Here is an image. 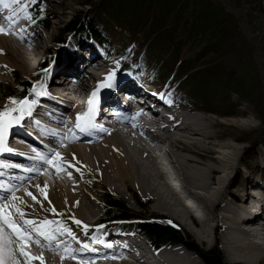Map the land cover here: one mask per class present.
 <instances>
[{"label":"bare ground","instance_id":"1","mask_svg":"<svg viewBox=\"0 0 264 264\" xmlns=\"http://www.w3.org/2000/svg\"><path fill=\"white\" fill-rule=\"evenodd\" d=\"M55 1L47 0L49 6ZM5 4L11 10L15 7L14 2H0V27L4 29V32H0V79L4 80L14 73L25 78L38 67L39 64H33L35 58L41 57V52L51 51L55 38L53 35L48 36V30L45 33L34 29V21L31 26L24 25L22 7L7 12L9 8H5ZM65 16L62 14L57 17L56 28ZM69 39L72 45L75 44L73 48L79 45L82 48L76 51L73 49L71 53L61 52L54 65L47 71L44 70L41 80H45L46 85L50 81V84L43 92L38 91V103L21 107L19 113L22 114L15 122H10L7 118L2 121L0 119V152L17 157L15 161L5 165L7 173L14 169V174L23 175L22 166H32L31 172L43 171L24 177L21 185L9 191L8 202L0 200L2 216L12 213L10 207L18 208L19 212L23 208L31 211L34 222L28 225V229L20 226L27 237L24 245L29 246L30 243L36 247L38 244L48 249L46 253L53 251L55 259L49 258L50 264H63L62 257L67 261L64 264H143L142 256L147 253L143 240H130L134 242L130 248L122 246L118 251V246L108 243L113 241L117 230L110 231L111 233H105V228L100 230L97 232L100 236L98 241L90 235V228L95 223L93 215L98 206L97 198L93 193H87L86 197L76 189L73 182L86 190L87 187L83 184L89 178L99 176L102 184L112 191L121 195L122 192H129L135 201L137 197L148 203L151 212L178 221L208 248H219L224 264H264V225L259 223L262 219L255 217L256 213L252 215L250 212L255 199L260 198L258 195L253 200L248 197V188L259 190L264 195L262 153H254V157L261 158L259 162L253 166L245 165V151L242 147L225 142L226 138L219 133L221 125L226 124L223 123L225 120H221L225 119L222 117L226 113L202 110V107L197 108L192 106L195 104L185 101L189 105L170 102L169 95L146 81L147 76L143 72H135L137 79L134 82L129 81V76L115 78V71L109 68L107 54L94 53L92 44L99 51L103 48L98 47L96 40L76 42L71 37ZM80 41L83 42L79 43ZM77 51L81 55H77ZM84 61L88 64L87 67H84ZM109 73L113 74L111 86L98 89L97 101L98 95H102L107 89L110 94H116L124 88L132 93L142 92L147 98L152 94L154 107L148 108V115L132 112V122L116 128L108 136L102 134L90 139L85 134L79 137L76 129L85 128L90 120L88 100L98 85L107 83ZM61 74H71L80 79L75 91L80 102L74 103L72 107H68L63 100L69 94H65L53 82ZM74 95L70 96L74 98ZM111 98L108 96L106 99ZM28 113L32 114L31 118ZM238 115L243 116L242 113ZM77 116L81 117L80 121H77ZM37 119L53 123L51 125L54 127L35 130L32 120ZM14 132L22 134L21 142H24V138L29 139V134L33 132L44 134L46 138L29 147L22 145L20 141L15 144L6 143V138ZM47 140L56 145L49 147ZM6 147L15 152L7 151ZM52 154L54 155L49 164H41ZM29 155L34 157H27ZM238 177L242 184L233 190L232 183H236L237 180L234 181ZM12 180L16 181L14 178ZM262 204L264 205V197ZM59 214H69L70 222L77 230L68 238L64 236L69 233L70 227L61 228L58 233H54L57 224L53 217ZM243 216H251L253 221L241 228L244 224ZM77 220L81 223L77 224ZM44 221L51 223L44 225ZM13 222L20 224V220ZM0 230L3 231L2 228ZM51 232L52 238L44 237ZM13 239L19 243L17 239ZM18 243H10L0 254L2 264H13V261L21 264L11 250L15 247V251L21 254ZM87 243L97 244L91 245V249L101 252L79 253V244ZM158 259L163 264H206L198 252H190L187 246L161 251Z\"/></svg>","mask_w":264,"mask_h":264},{"label":"rangeland","instance_id":"2","mask_svg":"<svg viewBox=\"0 0 264 264\" xmlns=\"http://www.w3.org/2000/svg\"><path fill=\"white\" fill-rule=\"evenodd\" d=\"M5 1L9 3H12V2L15 3L14 5L15 7L12 8L13 10H15L16 8L18 9L22 7L23 8L22 14L24 13L25 15L24 16L25 20L23 21V24L31 26L30 24L33 23V20H32L31 15L28 13V9H29L28 7L29 5L34 4L35 0H5ZM78 1L79 0H62L61 2V0H56L55 2H53L52 5L49 6L45 0H41V4L43 5L42 10L43 11L48 10L50 14L52 15V19L48 22V29H46L48 30V33H49L48 36L53 35V38H55L56 41L55 40L53 41L50 52L48 53L41 52V57L39 56V58H35V61L38 63L34 61L33 64L35 63L36 66L38 64L39 65L38 67H36V70H34L32 74H30L29 76L25 78H21L20 76L14 73L15 75L14 74L8 75L6 76V79L4 80L0 79V84L8 85V87H11V89L13 90V89H17L18 87L17 82H24V81L31 82V84L33 83V85H35V87H33L32 89V93H33L34 98L37 99L38 91L41 90L40 92H43L45 88L41 89L40 87L36 89V87H38L36 83V79H37L36 77L40 74L42 75V72L43 73L45 72L43 70H46V69L48 70L52 65H54V62L59 57L58 55H60L61 52L71 53L73 49H75L74 51H76L82 48L80 45L78 47L75 46L73 48L75 44L73 43L72 45V41L69 39L72 33L71 32L65 33V28L74 20H77V22H79L80 20L85 18L90 12L93 13V14L91 13L90 17L92 16L93 21L100 25V29L103 35L107 38L108 42L111 43V44L105 45L102 48V51H99L96 45L92 44V46L94 47V53L96 55L97 53L99 55L100 52L107 54L106 59L108 61V64L110 65L109 68H113V70L115 71L114 75L116 76H117L116 70L119 68L121 63H125L124 61L131 63L133 65V68L139 67L141 64V67L139 68L140 70L143 71L142 62L140 61V60H143L142 59L143 58L142 48L145 44L143 43V39H141L140 41L134 40L132 43L129 44L126 50H122V49L119 50L120 48L118 46L120 45V43L125 41V39L120 38V35H117L115 31L109 32L108 30L109 28L103 25L102 18L99 12L101 11V8H102L100 1L95 0L94 3H92L93 5L92 7L88 5L85 6V5L78 4ZM213 1H216L224 5L231 14L235 15V21H234L235 27L233 30L234 32L232 31V34L230 33V35H228V40L226 39L225 43L227 44L224 47V50L226 51L225 57L223 59H220L216 64L217 65L216 70H215L216 75L214 76L215 80L213 79L214 81L212 83L214 87L213 88L214 91H212V96L210 98V104L205 105L201 102H198L194 97L186 94V92L182 93L179 89L176 88L177 86H175L176 82H179V78H180L179 71L177 73L175 72L178 62L179 63L181 62L183 65V62H185L188 59L187 58L188 56L186 55L187 54L186 49H184L181 54L182 55L181 57L183 58L179 59L178 62H175L171 73L166 75L164 79L163 77L161 78L160 76V74H163V72L159 71L157 68L154 72H151L150 70L148 71V73L146 74L147 76L146 81H150V83L153 84L156 88H158V90L162 91V93L169 95L170 102L174 101V102H178L182 104H186V103L195 104L192 106H196L197 108L202 107L200 108L202 110L226 113L227 115L222 117L225 119H221V120H225L223 121V123H226V124L221 125V127L219 128V133L224 138H226L227 141L225 142H231L236 147H239V148L242 147V149L245 151V154H244L245 165L253 166V164L259 162L258 160H261L260 157H256V156L254 157V155L257 152L262 153L263 155L262 160L264 161V122L261 120V115L264 113V12L259 13L257 11H253L252 10L253 4L250 3L249 0H213ZM237 1H238V4H237ZM254 1H258V2L260 1V4L264 9V0H254ZM234 6H236L237 8L235 9ZM13 10L9 8L7 9V12L8 11L11 12ZM62 14H65L66 16L64 20L61 22V24L57 25V28H56L55 22H57V17L62 16ZM33 28L39 29L42 32H45V29L39 26H34ZM111 32H112V35H111ZM81 42L83 41H80L79 43ZM37 53L39 54L40 52H37ZM75 53L77 54L78 51ZM125 53H128V54L125 55ZM49 58L50 59L52 58L53 61H49L48 60ZM40 68H42L41 71H40ZM85 69L88 70L87 68ZM57 70L59 71V69ZM122 75H126V74H122ZM242 77H244V81L245 83H247V86L249 88L252 87V91H254L253 93L255 96L254 98L258 99L259 104L257 105L258 108L256 109L253 108L248 98H244V96L240 97L236 94L237 88L235 84L239 79L242 80ZM60 86L61 85L58 84V88L62 89L63 86L61 87ZM184 101L186 103H184ZM189 104H186V105H189ZM20 107H21L20 105L18 106V104H13L11 102V97H9V95L5 96V95L0 94V113H4L7 110V114L3 117H0L1 121L4 118H7L10 122L17 121V119L22 114V113H19ZM15 111L16 113H14ZM12 112L14 113L13 115H12ZM238 113H242L243 116L239 117ZM14 115H17L18 117L16 120H13ZM246 174L248 175V173ZM242 175L243 174H241L240 176L242 177ZM241 180L243 181V177ZM234 182L236 183H232L234 185L233 190L237 189V187H239L242 184L239 177L238 179H235ZM73 184H75L76 189H78L79 192L84 193L86 197H88L87 193H93L94 196L97 198L98 206L96 207L95 213L93 215L94 216L93 220L95 219L94 220L95 223L91 226L92 228H90V231L92 230V233H96L101 230L100 228H95L96 221L99 220L100 218L105 217V213H104L105 202L104 201L106 200V197H110L112 200L118 201L121 204H123L132 214L139 216L138 219H140L141 221L142 220L154 221L157 219V217H159L158 219H161L160 221L162 223L163 222L165 224L168 223L172 226L179 228L185 240L187 242H191L195 244L200 250L209 251L211 249L212 250L214 249V248H208L203 242H200L199 240H197L196 237L190 234L187 230H185L178 221L173 220L169 217H164L162 215L151 212L149 209L150 207L149 204L146 203L144 200H141L136 197V201H135L133 197L130 195V193L127 191L122 192V195L117 192L112 191L111 189H109L108 186H105L102 184L99 176H96L93 179L89 178L85 182V184H83L84 186L87 187L86 190H84L83 186L78 185V183L76 182H73ZM10 208H11V211L12 210L14 211V212L12 211V213L10 212L9 214V216L11 215L10 218H12L13 221H17V219L19 220L25 217V218H29L30 221L34 222V220L32 219L34 217L30 210L24 209V208L21 209L22 211L20 212L23 213V215H21V213L18 211V208L16 207H10ZM2 214L3 213H1L0 215L2 216ZM53 220L56 224H60L62 228L70 227L69 233H76L77 230L73 228L70 222L71 219H70L69 214L56 215V217L55 216L53 217ZM169 221H171V223H169ZM134 223L135 222L133 221L129 222V224H132V225ZM108 225H109L107 226L108 229L104 230L105 233L106 232L111 233L110 231L117 230V228H115L114 226L115 224L109 223ZM110 226L112 228H110ZM52 233L53 232L45 235L44 237L52 238L53 236ZM2 236H4L3 231H0V237ZM2 242L4 243L5 248L10 243H13V241L4 240V239ZM28 245L29 246L23 244V246L21 245V247H25L23 249L28 252L29 256L36 257V254H37L38 257H42V260L41 259H35V260L28 259L27 257H24V255L18 254L17 251H15V247H12L11 249L12 254L17 258L18 261H20L21 264H42V262L43 264H50L48 259L49 258L55 259V256L52 253L53 251L50 250L49 251L50 254H49V253H46L48 249H45L44 247L38 244L36 245V247L30 243ZM179 246H187V245L182 244ZM21 247L19 246V248ZM173 247H176V246H173ZM217 251L219 252V248H217ZM50 255H53V257ZM61 260L63 264L67 262L65 259L61 258ZM59 264L61 263L59 262Z\"/></svg>","mask_w":264,"mask_h":264},{"label":"trees","instance_id":"3","mask_svg":"<svg viewBox=\"0 0 264 264\" xmlns=\"http://www.w3.org/2000/svg\"><path fill=\"white\" fill-rule=\"evenodd\" d=\"M94 1L79 0L78 4L92 7ZM96 1H100L102 5L99 12L103 25L109 28V32L115 31L120 38L125 39L118 46L119 50H126L134 40L143 39L145 43L142 48L143 60H140L143 71L139 68L141 64L133 68V65L126 61L121 63L122 70L147 74L149 70L154 72L158 68L163 72L160 76L164 79L171 73L175 62L183 58L181 54L186 49L188 59H185L186 63L183 62V65L178 62L175 72L179 71L180 83L176 82L175 86L198 102L210 104L212 91H214L212 83L215 80L216 64L225 57L224 47L227 44L225 42L235 27V15L231 14L224 5L213 0ZM249 1L253 4V11L264 12L260 1ZM28 8L36 25L45 30L48 29V22L52 19L50 12L43 11V5L38 1H34V4L29 5ZM234 8L237 7L234 6ZM91 13H87L89 17L86 16L79 22L77 20L71 22L65 28V33L71 32V38L76 42L94 39L99 44H111L103 35L100 25L93 21L92 16L90 17ZM48 60L51 61L52 58ZM235 85L236 94L248 98L253 108H258V99L254 98V91L252 87L247 86L244 77ZM17 86V89L12 90L8 85L0 84V94L9 95L12 103L19 102L28 96L32 84L24 81L17 82ZM261 120L264 122V113L261 115ZM104 202L105 222H123L118 226L119 229L130 230L146 237L156 248L185 244L191 251L198 252L206 264H223L217 250H200L195 244L185 240L179 228L162 223L159 217L154 221H141L138 219L139 216L132 214L120 202L110 197H106ZM132 221L135 223L129 224Z\"/></svg>","mask_w":264,"mask_h":264},{"label":"snow or ice","instance_id":"4","mask_svg":"<svg viewBox=\"0 0 264 264\" xmlns=\"http://www.w3.org/2000/svg\"><path fill=\"white\" fill-rule=\"evenodd\" d=\"M0 2H2V0H0ZM5 8L8 7L7 4L4 5ZM0 32H4V29L2 27H0ZM112 75L111 73L108 74L106 80H107V83L105 84H100L97 86V90H94L91 94V97L89 98L88 100V104H89V111L92 110V106L94 105L95 103V100H96V96H97V91L100 87H105V86H111V80H112ZM13 103H17L16 101H13ZM19 103L21 104H24L26 103V101H20ZM7 114V110L4 112V113H0V117H3ZM87 115V114H85ZM81 117L80 116H77V121H80ZM79 127V124L77 125ZM58 155V154H57ZM0 211H2V209H0ZM19 211V210H18ZM21 215H23V213H21ZM0 220L3 221L4 224L7 225L8 228H10L12 230L13 233H15L16 237H17V240L19 241V243L21 245L24 244V241L27 239L26 235L24 233H22L19 229V227L17 226L16 223H14L8 215H4V216H0ZM77 224H80L81 222L80 221H75ZM26 224H32L33 222L32 221H28L26 220L25 221ZM44 225H47V224H50L51 221H44L43 222ZM169 223H171V221H169ZM86 227V226H85ZM2 231V230H0ZM3 238L0 237V254H2L6 249H5V245L3 244ZM20 253L21 255H24L25 257H27L28 259H41L42 260V257H30L29 254L27 252L24 251L23 247L20 248ZM63 259V257H62ZM0 264H2V256H0ZM13 264H16L15 261H13ZM43 264V262H42Z\"/></svg>","mask_w":264,"mask_h":264}]
</instances>
